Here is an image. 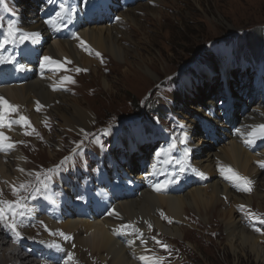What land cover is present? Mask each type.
<instances>
[{
    "label": "rangeland",
    "instance_id": "374dc122",
    "mask_svg": "<svg viewBox=\"0 0 264 264\" xmlns=\"http://www.w3.org/2000/svg\"><path fill=\"white\" fill-rule=\"evenodd\" d=\"M156 1H149L148 6L159 5ZM22 2L23 0H20L18 5L20 8H24L21 5ZM159 2L164 4L166 9L160 8L164 12L158 10L160 15H156L157 21L150 15L139 10L135 11V16L144 30L136 29L131 24L127 25L124 17L117 27L120 34L127 32L129 42L125 40L122 42L125 44L128 42L131 46L123 44L122 46L130 50L126 60L129 63L117 62L112 57L104 61L97 59L91 55L92 52L89 54L80 51L81 46L77 43L76 50L97 64H94L90 70L88 67L79 66L71 59H66L64 61L66 70L57 80V84L65 88V92L59 95L62 98H68L71 103L86 111L91 121L85 128L76 126L72 129L62 126V121L56 114H50L53 105L46 108L48 112L41 109L45 116L38 129L32 126L35 129L34 136L22 137L19 134V140L13 138L20 144L17 147V153L21 161L25 163L24 179L21 183L30 182L35 186L37 183L35 176H30L29 173H40L41 176L47 174L55 166L78 156L82 150L93 153L99 144L109 141H116L119 144V134L124 129L128 128V133L134 134L151 129L169 133L171 126L173 129V124H170L171 118L186 124L185 120L181 121L178 112L183 108L184 110L189 108L191 113H196V110L193 111L190 107L198 106L203 97L211 91L215 92L211 101L217 109L216 98L219 97L221 81L224 77L221 76L209 50H218L225 55L229 72L227 82L231 88H233V82L236 87L241 82H247L238 80L239 77L258 74L261 71L254 68L264 65V0H159ZM137 6L133 8L136 9ZM156 8L159 9V7ZM257 33L261 35L256 43L250 44L248 40L255 37L254 34ZM145 37L148 39L146 40ZM259 46L260 49H258ZM102 62L106 65L100 69ZM77 69L90 71L80 73L76 71ZM65 77H70L74 83L67 81L61 83ZM103 77L110 86L107 90L103 88ZM179 90H182V93L187 91L183 100L177 98ZM57 95L58 93L52 94L53 97ZM53 101L62 104L56 99ZM243 102L245 103L242 100ZM149 104L154 105L153 107L158 105L162 108L168 107L169 112L161 110V116L154 118L146 111L148 109L145 107ZM245 104L249 107L247 101ZM64 107L66 108L65 105ZM259 108L256 106L255 110L260 112ZM29 113V109H23L18 112V116L22 115L28 119ZM199 115L203 116L200 113ZM85 133L88 135L85 136ZM199 134L200 132H198V138H201ZM223 138L224 136L221 144L213 145L215 150L228 146L229 138H225L226 141ZM209 143L213 142L209 141ZM77 145L80 147L77 148ZM141 150L146 154L145 159H147L151 147ZM262 152L264 151L258 153ZM258 153L253 155L257 156ZM201 155L202 153L199 156ZM66 157L67 160H65ZM137 160H140V157L136 158L135 162ZM260 161L264 160L256 161L253 166L259 165ZM4 164H6L5 160ZM221 166L226 167V165ZM219 169L220 167L216 168L217 171ZM262 172L258 188L260 193L264 194V171ZM0 184L6 183L0 181ZM12 184L15 183L9 182L7 184L9 188L5 190L8 199L17 198L9 193ZM15 186L19 187V184ZM251 193L252 190L247 192V195ZM226 205L224 209L218 205L217 210L208 212L207 217L203 216V218L195 215L194 210H186L184 216L186 223L180 227L183 230L181 238H166L159 236L153 230L155 239L161 244L168 245L167 249L172 248L174 264H264L246 252L237 254L236 259L226 245L223 232L216 238L203 236L202 232L201 236L197 235L200 226L203 227L202 223L211 224L213 220L220 222L222 219L219 218V214L230 207L234 208V206ZM235 210L236 214H239L238 219L241 223L262 239L264 250V224L249 215V212L255 213L259 219L264 220V199L252 201L250 206L243 209L237 206ZM157 214L158 217L161 216L160 212ZM196 217L199 218V223ZM161 219L166 225L171 223L167 218ZM258 224L262 226L259 227ZM191 226L195 229H190ZM257 228L260 231H256ZM161 244L157 245V255L160 254L161 249H164ZM83 259L90 262L89 264H102L89 255L83 256Z\"/></svg>",
    "mask_w": 264,
    "mask_h": 264
},
{
    "label": "bare ground",
    "instance_id": "6f19581e",
    "mask_svg": "<svg viewBox=\"0 0 264 264\" xmlns=\"http://www.w3.org/2000/svg\"><path fill=\"white\" fill-rule=\"evenodd\" d=\"M149 1L151 0H148L145 4L136 5V9L130 8L125 13H122L120 15V22L121 20L123 21L124 17L127 25L131 24L136 29L144 30L143 25L139 23L138 18L135 16V11L137 10L150 15L157 21L158 17H156V15H160L158 10L163 11L160 8L166 9V6L157 0L156 2L159 5L149 7ZM21 5L24 6V12L28 11L30 13L29 20L36 21L35 27H38L39 21L34 16L35 6L30 3V0H23ZM156 7H159V9ZM81 20L82 17L80 16V22ZM118 26L119 22L111 27L102 25L85 29L79 33V36L73 42L55 43L54 45L45 46L43 55H48L55 59H71L79 66L88 67L91 70L92 66L97 63L76 50V45L79 43L80 46H87L92 52L91 55L97 59L104 61L108 59V57H112L117 62L123 64L129 63L126 60L130 55V50L122 46V44L127 46H131V44L128 43L129 38L127 32L121 33V35L117 29ZM145 39L147 40L148 38L145 37ZM123 40L128 42L125 44L122 42ZM209 52L213 60L216 62V66L219 68L221 76L227 77L229 72L225 55L218 50H209ZM97 53L100 55L98 56ZM132 56L134 55L132 54ZM141 63L143 64V62ZM100 65L101 67L99 68L102 69L105 67L106 63L102 62ZM80 70V73L90 71L86 69ZM51 85L55 84L51 83L50 78L45 82L32 79L19 87H5L0 89V97H4L9 103L19 106L20 112L23 109H29L30 113L28 114V120L35 129H38L41 123H43L45 114L42 110L48 112L46 108L50 105H53L50 114H56L62 121V126L70 127L72 129L76 126L85 128L91 121L86 111L71 103V100L68 98H62L59 94L57 97H53V93L49 91ZM246 86V83L242 82V89H246ZM51 88L52 87H50V90ZM103 88L106 90L110 88L105 77H103ZM186 93L187 91L182 93V90H179L177 98L183 100ZM214 93V91L209 92L203 97L198 106L190 107L193 111L196 110V113L194 114L190 112L191 110H189V108H186V110H184V108L181 109L178 112L181 116V121L183 122V120H185L186 124H192V118L194 116H200L197 112L199 113L206 103L213 104L211 97ZM242 95L244 96L245 93ZM53 99L58 100V102L62 104H57ZM240 102H242V99ZM37 103L41 105L42 110L38 114H35L33 113V110L37 107ZM256 105L247 108L248 115L245 120L242 119L238 124L242 128L236 133V137L240 134L241 136H248V133L253 126L264 123V106L259 108L260 112H258L255 110ZM211 123L214 124V121L211 120ZM119 136L123 145H129V143L136 141L133 133H128V128L122 130ZM191 137L192 146L196 151L193 153V162L195 164L200 163L201 168L208 173L211 177L209 183H207L205 187H193L180 196L165 197L157 195L152 190H144L134 198L126 199L110 209L109 213H111V216L119 218L121 220L120 222H113L111 220L97 221L96 223L66 221L58 228L63 233L74 237L76 249L74 250L72 246L68 245V252L76 254V258L78 259L77 264H89L90 262L83 259V256L86 255L98 260L102 264H135V261L141 256L138 255L140 254L141 248L137 246L126 248L124 243L113 236L112 229L115 230L119 225L136 221L133 228L134 230L142 232L140 240L146 241L148 237L154 238V243L150 245L147 244V241L145 243L146 247H149L152 252H154L156 246V235L154 231H156L159 236H164L166 238H181L183 230L180 229V227H182L181 224L186 223L184 217L186 215V210H194L195 215L203 218V216L207 217L208 212L210 213L211 211L217 210L218 205H221L224 209L227 206L226 204L234 206V208L230 207L228 210H224L225 212H221L219 218L222 219V221L220 222L213 220V223L211 224H208V222L202 223L203 227L200 226L197 235L201 236L202 232L203 236L216 238L221 232H223L224 237L226 238V245L236 259L238 258L237 254H245L246 252L255 260L264 262L262 239H259L258 236L241 223V220L238 219L239 214L237 215L235 210V207L237 206H250L252 201L256 202L264 199V194L260 193L258 188L259 178L263 175V172H261V169L257 164H254L253 166V163L256 161L264 160V152L258 153L257 156L251 155L249 152L241 149L234 139H228V146L215 150V147L208 141L198 138V131L195 126ZM11 138L19 140V134L15 132ZM201 153L202 155L199 156ZM19 157L20 155L17 152L10 157L5 152H0V181L8 183L13 182L15 184H20L23 181L25 171L24 173H21L18 169L25 170V163L22 162ZM4 160L6 161V164H4ZM130 164H133L132 159L130 160ZM221 165H226V167H230L241 176L247 177L251 180V188H253L252 193L249 196L233 195V193L218 179L221 175L216 168H219ZM139 179L140 178H137V180ZM8 183L2 186L4 190H8ZM55 206L58 208L59 203H56ZM158 212L163 213L164 218L166 217L170 221L176 222L177 226L166 225L164 220L158 217ZM196 220L199 223V218L196 217ZM149 224L151 225V228H149ZM258 226L261 227L262 225L258 224ZM51 227L55 228V225H51ZM196 227L198 229L199 226L197 225ZM190 229H195V227L191 226ZM191 245L194 250L193 244ZM25 248L26 247H23L22 250H25ZM19 255L20 253L15 249L8 248L0 229V264H4L5 262V264H35L30 260V256L21 258ZM66 264L75 263L67 261Z\"/></svg>",
    "mask_w": 264,
    "mask_h": 264
},
{
    "label": "snow or ice",
    "instance_id": "6c2138e0",
    "mask_svg": "<svg viewBox=\"0 0 264 264\" xmlns=\"http://www.w3.org/2000/svg\"><path fill=\"white\" fill-rule=\"evenodd\" d=\"M82 2L86 3L87 0H82ZM63 8V5H61ZM8 32L6 38L0 42V50L4 49L5 46L10 42H15L17 39V33H20V29L15 27L12 24H9L8 26ZM36 33H20L19 34V42L24 43L30 39H34L36 37ZM83 43V42H81ZM99 56L100 54L97 53ZM5 62L4 60L0 59V63ZM8 63H12L13 60L9 58L7 60ZM44 62L48 64L55 65L57 68H62L63 65H61L59 62L52 60L51 57H44ZM69 63H71L69 61ZM20 67H23L22 65ZM41 67H44V63L41 64ZM77 72L81 71L80 69L76 70ZM64 81L74 83V81L71 80L70 77H65L61 83ZM53 90H56L53 88ZM39 103H37V110L40 109ZM19 112V106L13 105L9 103L4 97H0V129H9L11 130L14 125H20L25 126L27 128H31V132H24V135H31L33 132H35V129L32 128V125L30 121L24 117L19 116L18 119H9L12 114ZM39 135V133H36ZM85 136L88 134L85 133ZM257 139H264V123L255 125L252 127L251 131L248 133V138L244 140L245 145H252L256 142ZM15 147V144L11 142L10 137L7 136L4 131H0V152H6L7 150H11ZM80 145H77V148H79ZM157 157L161 155V153H156ZM185 155H187V151L185 152ZM67 160V157L65 158ZM63 163V162H62ZM259 166L261 168H264V161L258 162ZM220 172L225 177V179H228L229 181L235 182V185L238 187V190H242L245 192H251L252 188V181L249 180L247 177L241 176L239 173L235 172L230 167L220 166ZM21 173H24V169H18ZM54 170L50 169L49 172H52ZM181 171H184L183 166L181 167ZM28 175H34L35 179L37 181L36 185H32L30 182H23L19 184V187H16L15 184L10 185L11 193L13 196L17 197L15 200H4L0 198V224H2L6 229H9L13 234L15 238H20L21 234L18 231V227L22 225L23 223V217H25L29 212L30 208L27 203L29 198L36 199L37 194H44L46 196L47 190H48V181L52 179L51 176L44 174V178L41 179L40 173H29ZM196 175L200 176L201 178H205L203 172H197ZM8 183V182H5ZM167 186V183L165 185H158L155 186L154 190L159 192L162 191ZM30 190V191H29ZM21 193H27V195H21ZM3 196V190L0 189V197ZM241 209H243L245 206L241 205ZM111 215V213H109ZM249 215L253 219H257L259 223L264 224V220L259 219L255 213L249 212ZM161 216L163 217L164 214L161 213ZM166 218V217H165ZM171 222V221H169ZM124 228H130L134 227L133 225H124L122 226ZM149 228H151V225L149 224ZM256 231H260L259 228L255 229ZM60 236H62L65 240L70 239V237L66 236L64 233H59ZM15 242V240H14ZM143 242V241H142ZM146 243V242H144ZM156 243L161 244L160 241H156ZM54 247L59 248V245H53ZM161 247L164 249L168 248V245L161 244ZM147 251V250H146ZM69 259H72L71 256L68 257ZM139 260L144 262V264H148V262H151V264H161L162 258H156L155 256H140ZM66 264V262H65Z\"/></svg>",
    "mask_w": 264,
    "mask_h": 264
},
{
    "label": "trees",
    "instance_id": "16d2710c",
    "mask_svg": "<svg viewBox=\"0 0 264 264\" xmlns=\"http://www.w3.org/2000/svg\"><path fill=\"white\" fill-rule=\"evenodd\" d=\"M261 34L260 33H257V34H254V36L255 37H252L250 40H248V42L250 43V44H253V42H255L256 43V41H257V39L259 38V36H260ZM263 35H264V33H263ZM253 47V46H252ZM261 47L259 46V48L258 49H260ZM155 104V103H154ZM154 105H150L149 106V115H154V116H161V114H162V111L161 110H163V112H166V110L164 109V108H162V107H159V105L158 106H156V107H153Z\"/></svg>",
    "mask_w": 264,
    "mask_h": 264
}]
</instances>
